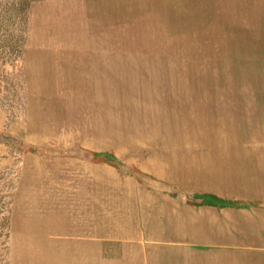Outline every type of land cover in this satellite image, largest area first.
<instances>
[{"label": "rangeland", "instance_id": "1", "mask_svg": "<svg viewBox=\"0 0 264 264\" xmlns=\"http://www.w3.org/2000/svg\"><path fill=\"white\" fill-rule=\"evenodd\" d=\"M264 195V0H0V264H154L169 196Z\"/></svg>", "mask_w": 264, "mask_h": 264}, {"label": "crops", "instance_id": "2", "mask_svg": "<svg viewBox=\"0 0 264 264\" xmlns=\"http://www.w3.org/2000/svg\"><path fill=\"white\" fill-rule=\"evenodd\" d=\"M169 196L154 209L152 235L171 242L154 264H264V195Z\"/></svg>", "mask_w": 264, "mask_h": 264}]
</instances>
